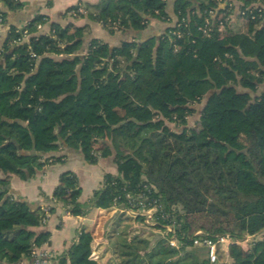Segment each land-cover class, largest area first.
<instances>
[{
	"label": "trees",
	"instance_id": "1",
	"mask_svg": "<svg viewBox=\"0 0 264 264\" xmlns=\"http://www.w3.org/2000/svg\"><path fill=\"white\" fill-rule=\"evenodd\" d=\"M220 4L178 0L177 22L161 36L119 46L95 38L84 55L77 52L87 27L53 22L37 34L38 19L12 27L0 47V173L27 179L60 145L79 149L89 163L115 152L119 174L107 173L88 203L80 202L82 188L70 170L54 190L56 202L82 216L90 207H128L127 193L147 194L163 210L154 226H176L178 247L168 231L155 241L132 233L134 219L120 212L109 233L119 264H208L194 246L200 230L238 241L230 245L233 264H264V90L251 95L264 83V12L251 21L258 26L252 35L222 36ZM0 6L5 19L25 5L0 0ZM211 9L216 14L205 33ZM82 16L111 33L169 20L166 0H101L74 17ZM26 29L36 34L29 41ZM196 103L203 104L199 127L189 129ZM167 121L184 128L175 131ZM46 216L14 198L0 178V264L32 263L36 248L50 241L49 232L33 230ZM261 233L249 251L242 248L239 242ZM93 243L82 229L55 264H112L94 257Z\"/></svg>",
	"mask_w": 264,
	"mask_h": 264
},
{
	"label": "crops",
	"instance_id": "2",
	"mask_svg": "<svg viewBox=\"0 0 264 264\" xmlns=\"http://www.w3.org/2000/svg\"><path fill=\"white\" fill-rule=\"evenodd\" d=\"M24 3V8L17 11H9L5 16V21L0 24V47H2L12 27H22L34 19L40 20L37 34L49 32L53 22L66 26L73 23L76 27H87V34L84 37L82 48L77 52L84 55L92 39H100L110 46H119L123 41H143L150 37L161 36L169 27H173L177 22L175 5L178 0H166L168 21H161L153 18L148 28L142 31L130 29L126 31H115L111 33L101 22L93 21L85 16L73 17L71 8H83L88 11V7L98 4L101 0H20ZM194 4L196 0H187ZM243 0H224L220 4L222 19L220 33L222 36L231 32H241L252 35L257 29V25L240 15ZM0 6V14L3 12ZM85 12V13H86ZM36 34H31L24 41H29ZM56 58L70 55L45 53ZM75 55V54H73ZM203 108V105H202ZM202 111V109H201ZM44 165L38 169L31 177L21 178L19 175H5L0 173V178L7 179L11 195L20 200L27 201L34 208H53L46 222L33 227L37 233L49 232L50 241L36 248L37 253L52 252L57 257L66 253L77 240L82 229L90 231L94 236L93 253L94 257L101 262L114 263L113 247L110 242L109 233L114 229V220L121 212L117 208L103 209L90 207L85 215L74 216L62 204L56 202L54 190L59 184L61 175L66 171H73L78 176V182L82 188L80 202L88 203L92 194L104 185L105 175L111 173L118 175V166L115 162V152L108 157H99L95 163H89L84 159L82 152L78 149L69 148L64 145L53 152L43 156ZM242 248L247 251L242 242ZM200 255L207 256L205 247L196 246ZM224 252V264H233L230 256V247ZM221 257V253H220ZM221 259V258H220ZM220 261V260H219ZM215 264H222V263ZM52 264H55V260ZM210 264V262H208Z\"/></svg>",
	"mask_w": 264,
	"mask_h": 264
},
{
	"label": "built area",
	"instance_id": "3",
	"mask_svg": "<svg viewBox=\"0 0 264 264\" xmlns=\"http://www.w3.org/2000/svg\"><path fill=\"white\" fill-rule=\"evenodd\" d=\"M224 0H219L220 3H222ZM250 1V0H249ZM243 9L240 10V15L249 20V21H255L258 18L263 17L264 12V0H251L248 4L244 5ZM77 12L85 13L86 11L83 10V8H78L77 10H72L71 14L76 16ZM216 9H211L209 11V15L206 17L205 24L203 27L204 32L206 33L208 31V27L212 23V18L215 17ZM5 19L0 14V24L2 25L4 23ZM27 25V24H26ZM25 25V26H26ZM24 27V26H23ZM22 27H19L21 29ZM38 29H42V25H38ZM23 40L30 37L31 34L28 32V30H24ZM174 34L180 36L181 33L179 31L174 32ZM21 40V41H23ZM33 56H35V53H32ZM136 195L134 196L131 193H127L126 197L128 199V207H119V209L122 212H126L129 215L134 216H144L146 218V221L149 222V220L154 219V216L157 212L162 210V206L158 203L157 200L153 199L148 202V195ZM118 207V206H117ZM47 212V216L44 219V222L47 221L49 217V208L45 209ZM167 217H169L167 215ZM176 226L173 224H169L167 226L168 232L172 233L171 237V244L173 246L178 247L180 245L179 240L175 236L176 232ZM238 242L230 235H221L217 237L216 239H212L210 237H207L204 235L203 231H198L195 233L194 238V246H201L205 247L207 249V256L210 264H215L220 260V253L222 251H225L226 248L230 247L231 244ZM240 243V242H239ZM56 259V256L52 252H41L37 253L36 251L33 254V261L31 264H52L54 260Z\"/></svg>",
	"mask_w": 264,
	"mask_h": 264
},
{
	"label": "rangeland",
	"instance_id": "4",
	"mask_svg": "<svg viewBox=\"0 0 264 264\" xmlns=\"http://www.w3.org/2000/svg\"><path fill=\"white\" fill-rule=\"evenodd\" d=\"M74 17V16H73ZM238 89L240 91H245L246 89L242 88V87H238ZM264 90V83L261 84L258 88V91L256 92H251V95L253 98H256L258 95L261 94V92H263ZM202 103H196L193 105V107L195 108V112H193L192 114H190L187 117V127L189 129L194 128V129H198L199 125V119H200V114H201V109H202ZM167 124L175 131H180L184 128L183 125H179L180 123L174 122V121H167ZM101 146V144H100ZM117 209H119V207H115ZM120 210V209H119ZM121 211V210H120ZM122 212V211H121ZM182 211L179 210V213H181ZM126 215L132 217L134 219L133 224H132V229L134 230L135 234H138L144 238L150 239L151 241H155L156 239H158L160 236L164 235L165 233H167L168 230H162L161 228H157L156 225V221L154 219L149 220V222L146 221V218L144 216H141L144 218H139V216H134V215H129L126 212H124ZM263 238V234H258L257 236H247L242 242V245L244 246V248L249 251L252 248V242L258 239ZM224 252H221V259L220 261H218L219 263L221 261H225V257H224ZM200 260H207V257L205 255H199ZM116 264H119V262H115ZM222 263V262H221ZM224 264V263H222Z\"/></svg>",
	"mask_w": 264,
	"mask_h": 264
}]
</instances>
